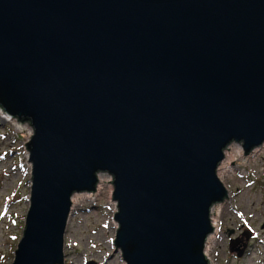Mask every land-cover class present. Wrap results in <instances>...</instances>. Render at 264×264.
<instances>
[{"label": "water", "instance_id": "1", "mask_svg": "<svg viewBox=\"0 0 264 264\" xmlns=\"http://www.w3.org/2000/svg\"><path fill=\"white\" fill-rule=\"evenodd\" d=\"M0 107L33 128L12 264H64L100 173L126 264H211L225 150L264 143V0H0Z\"/></svg>", "mask_w": 264, "mask_h": 264}, {"label": "rangeland", "instance_id": "2", "mask_svg": "<svg viewBox=\"0 0 264 264\" xmlns=\"http://www.w3.org/2000/svg\"><path fill=\"white\" fill-rule=\"evenodd\" d=\"M10 119L13 121H4L0 114V264L14 261L32 188L33 165L28 161L30 153L25 144L31 140L33 128L27 122L22 124ZM28 128L32 129L30 135ZM232 144L238 145L241 151L229 160L227 153ZM232 144L225 150V159L218 170L228 190V197L223 201V219L205 254L209 261H214L211 264H264V151L252 156L253 149L245 155L241 143ZM224 162L228 168L220 170ZM100 176L107 183L96 189L93 197L86 196L78 205L72 201L64 264H124L114 242L119 224L116 228L118 209L115 211L113 205V177L100 173L99 183ZM210 218L212 222V213Z\"/></svg>", "mask_w": 264, "mask_h": 264}, {"label": "bare ground", "instance_id": "3", "mask_svg": "<svg viewBox=\"0 0 264 264\" xmlns=\"http://www.w3.org/2000/svg\"><path fill=\"white\" fill-rule=\"evenodd\" d=\"M0 114H1V117L4 121H8V120L13 121L10 119L11 118L10 116L5 114V111L2 110L1 107H0ZM21 128H23V126L22 127L19 126V129H21ZM27 130H28L29 135H30L32 133V129L28 128ZM238 151H241L240 148L238 147V145L232 144L229 147V152L227 153V158L229 160H231L232 158H234L235 153ZM262 151H264V143L262 146L255 148L254 151L251 153V155L253 156V155L258 154L259 152H262ZM221 168H222V170H227L228 164L224 162L222 164V166L220 167V170H221ZM218 170H219V167H218ZM218 170H217V173H218ZM104 183H107V181L100 176V183H99L100 185H99V188H97V189L99 190L101 185H103ZM94 195H95V193H89V192L75 193L72 197V201L74 203L73 205H78V203L82 202L86 196L87 197H91V196L93 197ZM113 205L115 206V211H116L117 204L115 201L113 202ZM224 207H225V203L221 202V203H217V204L213 205V207L211 208V213L213 216L212 225H213L214 231L209 236V238L207 239L206 247H205L206 252H208L210 250L211 245L213 244L214 239L216 238L217 231L219 230V227L221 225V221L223 219L222 216H223V212H224ZM117 225H118V223L116 222V228H117ZM212 262L214 263V261H212ZM212 262L210 261V263H212ZM124 264H126L125 261H124Z\"/></svg>", "mask_w": 264, "mask_h": 264}, {"label": "flooded vegetation", "instance_id": "4", "mask_svg": "<svg viewBox=\"0 0 264 264\" xmlns=\"http://www.w3.org/2000/svg\"><path fill=\"white\" fill-rule=\"evenodd\" d=\"M242 144V143H241Z\"/></svg>", "mask_w": 264, "mask_h": 264}]
</instances>
